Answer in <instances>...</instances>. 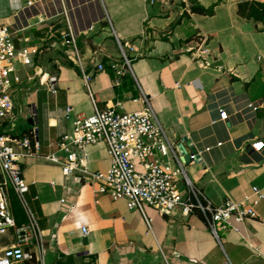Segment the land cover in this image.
<instances>
[{"label": "crops", "instance_id": "0c3cea01", "mask_svg": "<svg viewBox=\"0 0 264 264\" xmlns=\"http://www.w3.org/2000/svg\"><path fill=\"white\" fill-rule=\"evenodd\" d=\"M241 1L0 0V22L37 49L31 65L19 69L20 82L11 87L13 119L0 124V132L37 131L38 148L21 167L27 206L43 232L44 264H264V198L239 232L218 229V239L201 213L185 219L149 212L148 227L123 201L97 198L93 186L64 178L45 159L71 127L68 105L83 115L93 102L98 109L121 102L131 111L141 108L131 100L145 94L176 153L180 144L188 154L187 143L209 148L184 163L212 205L242 201L252 186L264 193V30L238 15ZM194 3L212 14L191 12ZM49 77H55V93L48 91ZM215 99L224 104L225 121L213 123ZM246 102L261 105L250 114ZM88 165L107 169L103 147L89 149ZM9 206L17 227L28 223L12 190ZM15 237L13 228L0 235V252Z\"/></svg>", "mask_w": 264, "mask_h": 264}, {"label": "built area", "instance_id": "2783aa9c", "mask_svg": "<svg viewBox=\"0 0 264 264\" xmlns=\"http://www.w3.org/2000/svg\"><path fill=\"white\" fill-rule=\"evenodd\" d=\"M26 41L0 22V124L13 119L11 87L20 82L19 69L31 65L37 53L35 47L24 44ZM119 47L125 64L129 65L122 47ZM97 67L103 69L100 64ZM54 80L55 77H49L48 91L51 93L56 92ZM83 81L87 82L84 75ZM88 95L92 99L90 92ZM214 101L219 116L213 123L225 121L224 104L218 99ZM131 102L140 103L141 108L127 111L123 103L115 102L98 109L93 102L92 112L83 115L73 114L68 105L64 116L71 118V127L60 135L56 151L46 155L45 159L58 165L64 178L73 177L78 184L84 181L93 186L97 198L104 195L112 201H123L127 210L143 216L148 227L152 220L149 212L160 216L178 214L185 219L201 213L205 226L216 239L218 229L239 232L243 220L255 216L254 207L264 198L262 190L252 186L242 201L227 199L222 205H212L188 177L186 164L177 155L175 143L159 121L149 98L141 94ZM260 105L246 102L244 108L251 114ZM31 118L34 119V114ZM36 135L33 128L30 135L12 136L0 132V235L10 228L16 235L13 244L2 248L0 264L30 260L44 264L43 232L27 206L24 195L28 184L21 167L22 160L38 148ZM97 146L103 147L108 156L106 170L91 169L88 165L89 149ZM250 146L256 151L261 148L258 142H252ZM208 149L189 154V160L195 161ZM9 190L15 193L28 218V223L20 227L15 225L9 206ZM80 232L81 236H86L89 229L83 225ZM33 246L37 251L32 250Z\"/></svg>", "mask_w": 264, "mask_h": 264}, {"label": "trees", "instance_id": "16d2710c", "mask_svg": "<svg viewBox=\"0 0 264 264\" xmlns=\"http://www.w3.org/2000/svg\"><path fill=\"white\" fill-rule=\"evenodd\" d=\"M191 3L195 0H189ZM190 11L197 14L210 15L212 8H204L198 3L190 5ZM237 13L239 16L251 19L256 23H260L264 30V1L243 0L237 5ZM186 14V13H185ZM22 134L30 135V131H24ZM27 264H34L33 261H27Z\"/></svg>", "mask_w": 264, "mask_h": 264}, {"label": "water", "instance_id": "95a60500", "mask_svg": "<svg viewBox=\"0 0 264 264\" xmlns=\"http://www.w3.org/2000/svg\"><path fill=\"white\" fill-rule=\"evenodd\" d=\"M57 26H59V25H56V27H54L52 29V32H54L56 30ZM29 121H31V120L29 119ZM185 142L187 143V140ZM186 145L189 146V150H190L189 154L196 152V150L191 148V145H189V143H187ZM176 150H177V153L182 157L183 162L188 163L190 161L189 160V154L185 151V149L183 148V146L181 144L176 146ZM198 158L199 157H196L195 161L198 160ZM173 215H176V214H173Z\"/></svg>", "mask_w": 264, "mask_h": 264}, {"label": "rangeland", "instance_id": "374dc122", "mask_svg": "<svg viewBox=\"0 0 264 264\" xmlns=\"http://www.w3.org/2000/svg\"><path fill=\"white\" fill-rule=\"evenodd\" d=\"M263 27V26H262ZM24 120H23V118H21V119H19L17 122H18V124L19 125H25V123L23 122ZM35 218V217H34ZM44 257H45V260L47 261V252L44 254ZM35 264V263H34Z\"/></svg>", "mask_w": 264, "mask_h": 264}]
</instances>
